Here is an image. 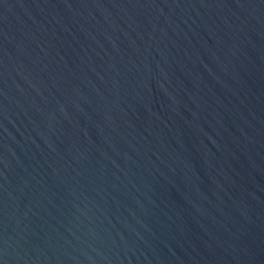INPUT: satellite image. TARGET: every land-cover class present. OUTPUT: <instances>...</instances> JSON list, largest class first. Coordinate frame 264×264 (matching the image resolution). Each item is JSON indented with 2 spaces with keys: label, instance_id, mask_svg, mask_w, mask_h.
Returning a JSON list of instances; mask_svg holds the SVG:
<instances>
[{
  "label": "water",
  "instance_id": "water-1",
  "mask_svg": "<svg viewBox=\"0 0 264 264\" xmlns=\"http://www.w3.org/2000/svg\"><path fill=\"white\" fill-rule=\"evenodd\" d=\"M0 264H264V0H0Z\"/></svg>",
  "mask_w": 264,
  "mask_h": 264
}]
</instances>
